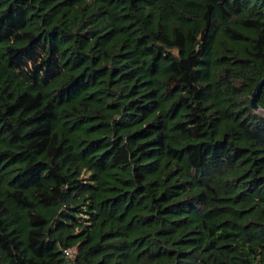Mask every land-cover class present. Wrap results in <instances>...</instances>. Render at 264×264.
<instances>
[{"label": "trees", "instance_id": "trees-1", "mask_svg": "<svg viewBox=\"0 0 264 264\" xmlns=\"http://www.w3.org/2000/svg\"><path fill=\"white\" fill-rule=\"evenodd\" d=\"M263 76L264 0H0V264H264Z\"/></svg>", "mask_w": 264, "mask_h": 264}, {"label": "water", "instance_id": "water-1", "mask_svg": "<svg viewBox=\"0 0 264 264\" xmlns=\"http://www.w3.org/2000/svg\"><path fill=\"white\" fill-rule=\"evenodd\" d=\"M264 84V76L262 77V79L259 81V83L254 87L251 97H250V107L252 108L253 111L257 112L258 110H260V107L258 106V104L256 103V95L257 92L260 90L261 86ZM262 110L264 111V108H262Z\"/></svg>", "mask_w": 264, "mask_h": 264}, {"label": "rangeland", "instance_id": "rangeland-1", "mask_svg": "<svg viewBox=\"0 0 264 264\" xmlns=\"http://www.w3.org/2000/svg\"><path fill=\"white\" fill-rule=\"evenodd\" d=\"M50 154V152H48Z\"/></svg>", "mask_w": 264, "mask_h": 264}]
</instances>
